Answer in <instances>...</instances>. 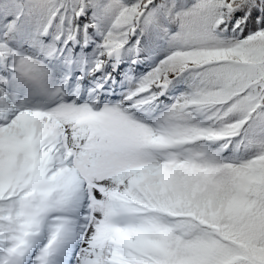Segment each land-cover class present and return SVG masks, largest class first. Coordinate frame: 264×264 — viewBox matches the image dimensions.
<instances>
[{
	"label": "snow or ice",
	"instance_id": "obj_1",
	"mask_svg": "<svg viewBox=\"0 0 264 264\" xmlns=\"http://www.w3.org/2000/svg\"><path fill=\"white\" fill-rule=\"evenodd\" d=\"M0 264H264V0H0Z\"/></svg>",
	"mask_w": 264,
	"mask_h": 264
}]
</instances>
